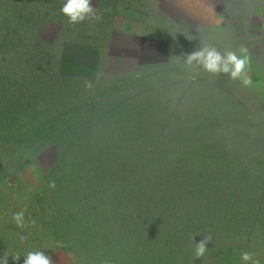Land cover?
<instances>
[{
  "label": "rangeland",
  "instance_id": "rangeland-1",
  "mask_svg": "<svg viewBox=\"0 0 264 264\" xmlns=\"http://www.w3.org/2000/svg\"><path fill=\"white\" fill-rule=\"evenodd\" d=\"M64 2L0 0V92H21L20 102L33 101L26 111L30 123L45 124L14 157L0 151V256L21 264L27 251L40 250L52 264H78L54 242L46 204L34 200L47 194L45 177L66 136L89 143L92 155L156 158L159 153L138 147L169 142L175 130L191 140L193 133L183 132L197 129L196 141L216 148L214 165L225 158L232 165L223 177L218 171L224 186L213 181L212 200L194 204L205 229L186 234L178 228L180 263L252 264L240 258L249 252L264 264V220L260 230L244 226L237 233L236 222L229 226L247 220L243 210L237 215L242 198L255 204L258 197L250 178L258 173L244 178L235 169L239 159L264 158V0H90L93 13L75 23L60 11ZM206 45L221 54L244 49L250 83L186 62L187 54ZM132 99L138 107L127 117L120 109ZM134 128L146 133H128ZM259 175L263 187L264 171ZM235 182L244 184L241 191L226 195ZM20 211L22 227L13 220ZM205 237L207 250L196 257L195 242ZM14 253L21 256L15 262Z\"/></svg>",
  "mask_w": 264,
  "mask_h": 264
},
{
  "label": "trees",
  "instance_id": "trees-1",
  "mask_svg": "<svg viewBox=\"0 0 264 264\" xmlns=\"http://www.w3.org/2000/svg\"><path fill=\"white\" fill-rule=\"evenodd\" d=\"M21 95V92H0V151L6 158L14 157L18 146L26 138L34 139L45 126L30 123L32 116H27L26 111L29 108L31 112L33 101L20 102ZM134 106L138 107L132 99L120 110L128 117ZM133 131L146 133V129L139 128L128 133ZM199 132L186 129L183 133H193V137L183 140L176 130L170 131V135L176 136L173 140L138 147L159 153L156 158L121 159L92 155L89 143L79 140L75 144V139L70 140L63 132L67 143L62 142L56 162L44 176L47 194L34 197L37 204L45 203L49 210V230L54 242L78 264H181L180 256L184 253L178 244L181 238L178 228L182 226L186 234L205 229L203 219L193 211L194 204L203 197L208 202L212 200L210 190L218 186L213 181H221L218 171H222L223 177V172L228 174L226 169L232 165V160L227 158L225 164L214 165L211 150L216 148L196 141ZM69 150L71 153L67 155ZM162 152H171L173 156L168 158ZM239 163L235 169L243 175L239 177L252 170L258 173L250 177L256 180L254 191L258 197L255 204L243 197L237 215L242 216L243 210L247 220L243 223L239 218L230 220L229 226L236 222L237 233L244 226L260 230L258 224L264 220V205L256 203L264 200V186L257 184L262 181L259 170L264 171V158L239 159ZM241 183L230 184L226 195L230 196L233 188L241 191L244 186Z\"/></svg>",
  "mask_w": 264,
  "mask_h": 264
},
{
  "label": "clouds",
  "instance_id": "clouds-1",
  "mask_svg": "<svg viewBox=\"0 0 264 264\" xmlns=\"http://www.w3.org/2000/svg\"><path fill=\"white\" fill-rule=\"evenodd\" d=\"M60 11L65 14L69 22L75 23L85 19L86 16L93 13L90 0H65ZM245 50L241 49V54L237 55L234 51H227L221 54L213 46H204L187 54L186 62L191 64L197 62L205 71L209 73H228L232 78H241L244 84H249L250 80L246 77V67L248 57L244 54ZM13 220L17 226L24 225V213L22 211L13 213ZM20 239H24L23 236ZM208 238L205 237L195 242V256L203 257L207 247ZM8 254L0 256V264H8ZM18 253H14L11 259L15 262L20 259ZM242 261H251L252 264H258L253 260L252 254L249 252L241 253ZM21 264H52L50 256L40 250H30L23 255Z\"/></svg>",
  "mask_w": 264,
  "mask_h": 264
}]
</instances>
